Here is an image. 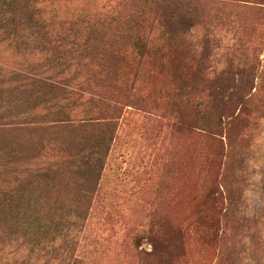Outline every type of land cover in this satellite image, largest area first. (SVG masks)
<instances>
[{
	"label": "trees",
	"instance_id": "trees-1",
	"mask_svg": "<svg viewBox=\"0 0 264 264\" xmlns=\"http://www.w3.org/2000/svg\"><path fill=\"white\" fill-rule=\"evenodd\" d=\"M102 1L97 15L68 19L54 0H0V49L13 44L29 51L33 41L31 50L43 54L46 72L54 70L50 78L25 77L27 89H9L10 82L0 80V264H84L80 238L117 132L122 107L115 92L130 65L128 52L164 67L177 47L183 50L178 67L211 84V54L193 51L191 32L235 20L227 12L236 4L264 6V0ZM208 99L200 120L204 135L225 139L219 187L212 186L211 174L175 223L181 225L172 227L175 238H160L170 248L165 264H194L186 258L187 243L210 248L214 264H252L244 263L246 237L260 211L250 214L244 192L250 189L252 134L259 127L255 108L240 100L235 114L225 98ZM213 151H205L204 168Z\"/></svg>",
	"mask_w": 264,
	"mask_h": 264
},
{
	"label": "rangeland",
	"instance_id": "rangeland-1",
	"mask_svg": "<svg viewBox=\"0 0 264 264\" xmlns=\"http://www.w3.org/2000/svg\"><path fill=\"white\" fill-rule=\"evenodd\" d=\"M54 1L58 14L68 19L97 15L103 3ZM236 6L227 12L235 20L206 23L187 38L196 54H211V84H200L191 72L178 67L183 50L177 47L168 52L164 67L127 53L130 65L122 69L124 81L115 92L122 107L117 132L80 238L79 256L84 264L169 261L170 248L160 238H175L171 237L172 227L181 225L175 223L184 219L190 198L199 194L211 174L212 186L219 187L225 139L223 134H207L212 138L209 141L204 135L200 120L208 98L215 102L225 98L235 114L240 100H249L255 108L252 116L259 127L252 134L256 144L250 151L248 168L252 174L244 197L250 214L254 210V215L259 211L260 215L257 223H249L244 263H264V6ZM229 21L234 23L228 25ZM152 38L158 39L156 31ZM34 45L29 41L30 50L21 52L13 44L1 47L0 80L9 81V89L29 88V81H23L27 76L36 80L54 74V70L46 72L45 57L31 50ZM215 114L210 112L208 117L217 122ZM226 122L222 121L223 132ZM208 149L216 155L204 168L203 155ZM185 247L191 263L216 261L215 253L202 243H187Z\"/></svg>",
	"mask_w": 264,
	"mask_h": 264
}]
</instances>
